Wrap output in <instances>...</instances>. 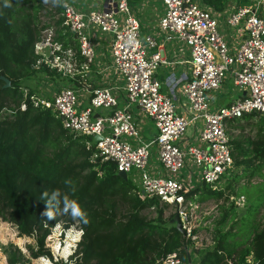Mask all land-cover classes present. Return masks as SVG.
Wrapping results in <instances>:
<instances>
[{
  "label": "built area",
  "instance_id": "1",
  "mask_svg": "<svg viewBox=\"0 0 264 264\" xmlns=\"http://www.w3.org/2000/svg\"><path fill=\"white\" fill-rule=\"evenodd\" d=\"M160 1L162 41L178 40L189 51L184 60L189 73L167 77L168 92L161 89L154 75L158 65L167 62L162 43L151 33L141 35L130 0H103L102 8L86 9L62 0V10L55 17L63 16L61 24L75 36L83 61L78 68L76 50L55 38L53 21L44 27L34 43L39 55L35 66L44 65L66 78L46 79L52 96L36 95L35 103L51 107L64 128L90 135L96 154L102 160H114L117 171L123 170L127 176L136 173L141 195H155L177 207L184 236L192 237L198 203L186 193L204 183L216 186L232 167L227 121L250 112L264 116V0L225 13V23L244 33L234 50L219 27L218 13L200 0ZM101 34L109 35V67L121 83L91 88L86 105L80 106L82 87L67 84V76L73 81L84 76L94 61ZM227 76L240 93L227 103L214 104L212 91L219 89ZM179 80H183L180 87ZM179 99L184 101L178 106ZM134 106L152 119L154 135L141 136ZM100 109L107 111L97 112ZM190 124L195 130L193 138L187 139L185 131ZM95 134L100 138L95 140ZM152 156L156 169L150 165ZM228 201L243 205L245 196L230 194ZM158 264H191V258L184 262L172 251L160 257Z\"/></svg>",
  "mask_w": 264,
  "mask_h": 264
},
{
  "label": "trees",
  "instance_id": "2",
  "mask_svg": "<svg viewBox=\"0 0 264 264\" xmlns=\"http://www.w3.org/2000/svg\"><path fill=\"white\" fill-rule=\"evenodd\" d=\"M201 1L222 10L229 0ZM61 2L52 3L48 10L56 27L55 38L76 50L80 64L83 58L74 35L61 24L62 15L55 17L62 10ZM3 3L0 0V75L8 77L10 84L3 86L0 78V207L6 208L20 234H38L33 255L49 254L45 238L58 213L63 212L51 220L43 216L45 203L41 197L59 190L76 200L89 219L85 225L68 215L81 229L73 264H158L160 257L172 251H177L184 262L189 251L191 264H264V201L255 205L247 202L245 213L238 218H234L236 211L230 206L217 221L219 228H215L212 244L194 248L193 240L170 222L173 213L165 215L168 202L155 195H141L129 175L123 179L117 174L114 160H102L96 154L90 135L64 128L51 107L35 103L36 92L25 80L39 75L45 79L66 78L44 65L35 66L39 55L34 43L49 25L39 18L45 4L43 0H10L12 6L4 8ZM248 3L238 0V4ZM232 129L237 131L230 138L232 167L219 178L228 176L224 184L227 189L232 181L261 175L264 170V116L244 113L228 120V134ZM231 171L234 174L229 175ZM65 180H71L72 186ZM223 194L224 189L204 183L186 196L192 201H218ZM145 209L154 211V215L148 217ZM227 212L233 221L224 230Z\"/></svg>",
  "mask_w": 264,
  "mask_h": 264
},
{
  "label": "rangeland",
  "instance_id": "3",
  "mask_svg": "<svg viewBox=\"0 0 264 264\" xmlns=\"http://www.w3.org/2000/svg\"><path fill=\"white\" fill-rule=\"evenodd\" d=\"M43 8L39 12V18L41 23L49 22V25L52 24V17L48 13L49 9H52V2L48 0ZM95 0H92L91 7H99L100 4L94 3ZM95 4V5H94ZM241 37V35H240ZM103 43V42H102ZM74 73L76 70L74 68ZM78 78V77H77ZM73 77L67 76V84L73 85ZM231 79V78H229ZM228 78H225L226 89H221L223 92H228L229 94L234 93V86L232 79L231 81ZM26 85L34 90L36 95L42 97L45 91L49 94H44L46 97H51L49 85L46 84V79L42 76H34L24 81ZM223 84V83H222ZM221 89L218 91H212L213 95L219 94ZM50 90V91H49ZM52 93V92H51ZM249 126L246 127L245 132L249 131ZM192 131V125H188L185 135L189 136ZM234 132L231 133V135ZM237 133V131L235 132ZM234 171H231L233 173ZM263 174H257L253 177L243 176L238 180L231 182V187L224 188V184L227 181V175L223 177L216 186L220 189H224V194L219 198L218 201H215L213 198L206 199L204 201H194L198 203V207L194 212V221L197 230L192 237L194 248H200L203 245H210L214 239L215 228H219L217 221L220 217L226 213L230 206H234L235 214L234 218H238L242 213H245V208L251 203L252 205L259 204L264 201V170ZM234 174V173H233ZM129 178L134 183L138 182V175L136 173H129ZM202 184L200 187H202ZM243 193L245 203L243 205H236L234 203H229L228 195H239ZM199 194V192H198ZM197 194V195H198ZM227 197V199H226ZM221 205H224L221 206ZM1 206V204H0ZM175 207L170 205L165 210V215L168 217L170 213H174ZM257 213V210L252 209V212ZM263 209L259 208V212L262 213ZM148 217L154 215V211L150 209H145L143 211ZM228 219L225 222L224 230L228 229L233 221L230 219L229 213L227 212ZM9 214L6 211V208L0 207V264H73L74 262V249L77 246V242L81 237V229L79 228L76 221L71 220V218L64 213H58L55 223L51 226L49 234L45 238V247L49 251V254H41L34 256L33 253L37 250V233L31 235L20 234L17 225L14 221L8 218ZM241 225V223H240ZM190 246V245H189Z\"/></svg>",
  "mask_w": 264,
  "mask_h": 264
},
{
  "label": "crops",
  "instance_id": "4",
  "mask_svg": "<svg viewBox=\"0 0 264 264\" xmlns=\"http://www.w3.org/2000/svg\"><path fill=\"white\" fill-rule=\"evenodd\" d=\"M82 8H102L103 7V0H97V3L100 4L99 7H91L92 0H69ZM201 1V0H200ZM249 4H252L255 0H248ZM202 2V1H201ZM96 3V0L95 2ZM203 3V2H202ZM204 4V3H203ZM95 5V4H94ZM130 5L132 10L136 13L140 24H141V35L144 36L146 34H153L155 35L159 41L162 43V51L164 54L165 59L167 62H163L158 65L155 70L154 75L159 79L161 82V89L163 91L168 92V85L166 83L167 77L173 75L175 78H179L182 73L187 72L189 73L188 63L184 60L189 58V51L186 45H184L180 41L176 40H166L162 41L161 33L158 29V20L160 15L163 12V4L160 0H130ZM207 5V4H206ZM239 5L245 4H238V0H229L222 10H215L211 6L207 5L210 9L214 10L218 13L219 19V27L223 32L225 38L227 39L228 45L231 50H234L240 38L244 36L243 31H239V29H235L234 27H230L225 23L224 17L225 13L230 9H234ZM241 35V37H240ZM75 37V36H74ZM96 41L95 47V58L92 63L88 65V69L85 71L84 76L81 79H78V83L76 86L82 87L80 91V106L86 105L88 101V94L89 90L98 85H106V84H120V78L116 75L115 71L109 67V51H108V42H109V35L108 34H101V37ZM103 42V43H102ZM150 50H155V48H151ZM83 58V57H82ZM82 62L78 64V68H80ZM79 77V76H78ZM230 78V77H225ZM225 78L223 80L222 89L225 90L227 87L225 85ZM231 81V79H229ZM75 81V80H74ZM77 81V80H76ZM183 83V80H179L178 87H180ZM233 84V83H232ZM71 85V84H70ZM220 85V87H221ZM234 86V93L229 94L228 92H221L219 94L213 95L214 104H224L229 102L232 98L236 97L240 91L238 88ZM217 89V91L219 90ZM38 96V95H37ZM44 96V94H42ZM184 101V99H182ZM182 100H176V104L179 106L182 103ZM181 107H178V110ZM106 109H100L97 112H104L106 113ZM133 112L138 122V127L143 138H148L155 134L156 127L150 117H148L144 112L139 111L135 106L133 107ZM232 120V119H231ZM228 123V121H227ZM195 126L192 125V131L187 136V139H191L192 133L195 130ZM197 128V127H196ZM236 132V130L230 131L229 137L231 138V133ZM129 140L133 141L130 137H127ZM156 159L152 156L150 159V165L153 169H156ZM253 177V176H252ZM244 195V194H243Z\"/></svg>",
  "mask_w": 264,
  "mask_h": 264
},
{
  "label": "clouds",
  "instance_id": "5",
  "mask_svg": "<svg viewBox=\"0 0 264 264\" xmlns=\"http://www.w3.org/2000/svg\"><path fill=\"white\" fill-rule=\"evenodd\" d=\"M45 2L47 3L48 0H45ZM60 2L61 0H52L54 5ZM11 6L10 0H4V8H10ZM65 184L72 186V181L65 180ZM72 191H75L74 187H72ZM41 199L44 200L45 203V209L41 214L48 219H54L55 215L62 211L64 214L70 215L73 219L85 225L89 223L87 213L82 209L81 205L76 200L69 199L67 194H62L59 190L52 191L50 195L45 192L42 194Z\"/></svg>",
  "mask_w": 264,
  "mask_h": 264
},
{
  "label": "water",
  "instance_id": "6",
  "mask_svg": "<svg viewBox=\"0 0 264 264\" xmlns=\"http://www.w3.org/2000/svg\"><path fill=\"white\" fill-rule=\"evenodd\" d=\"M0 78L4 80V84L3 86H8L10 84V79L4 75H0ZM95 140L99 139L100 138V135L98 134H95L94 137H93ZM117 174L119 176H121L123 179H127V173L123 170H119L117 171ZM170 222L171 223H174L176 228L184 235L185 234V231L182 227V223H181V220L179 218V214H178V209L177 207L175 208V211L172 215V217L170 218ZM187 259L189 260L190 259V253L189 251H187Z\"/></svg>",
  "mask_w": 264,
  "mask_h": 264
}]
</instances>
